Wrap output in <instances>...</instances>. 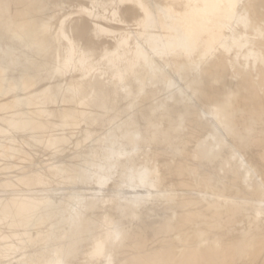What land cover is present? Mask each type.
Returning a JSON list of instances; mask_svg holds the SVG:
<instances>
[{
	"label": "bare ground",
	"instance_id": "obj_1",
	"mask_svg": "<svg viewBox=\"0 0 264 264\" xmlns=\"http://www.w3.org/2000/svg\"><path fill=\"white\" fill-rule=\"evenodd\" d=\"M43 1L0 0V264H264V114L254 115L264 111L263 92L255 94L264 86V23L249 6L257 0H92L83 10L78 0V16L52 36L48 21L62 1ZM94 62L104 69L88 77ZM227 68L246 78L221 100ZM253 69L262 76L245 81ZM154 85L167 93L150 111L163 112L146 120L145 105L161 95ZM176 114L164 150L163 120ZM191 114L208 116L194 172L170 162L184 155ZM248 115L259 122L253 143L244 138ZM169 162L175 185L205 188L201 200L177 199ZM32 186L40 187L25 195ZM18 189L25 194L14 196ZM155 210L163 211L158 227L137 223ZM227 212L249 225L235 229ZM176 214L184 223L229 217L219 222L235 232L208 220L202 227L216 230L193 236L189 223L172 222Z\"/></svg>",
	"mask_w": 264,
	"mask_h": 264
},
{
	"label": "rangeland",
	"instance_id": "obj_2",
	"mask_svg": "<svg viewBox=\"0 0 264 264\" xmlns=\"http://www.w3.org/2000/svg\"><path fill=\"white\" fill-rule=\"evenodd\" d=\"M60 1H62V5L64 6V7H62V5H58V8H59V9L61 8L60 10H59L58 8L56 9V7H54L56 11L53 10L54 8H46V9H43V10L45 11V13L47 14V18H46L47 20L49 19V17H48L49 15H48V14H50L51 19H53V17L55 16V17H54V20H55V21H54V20L51 21V22L48 21L52 27L49 25L48 22H46V23H48V27H47L48 33H49L50 30L53 32V33H51V36H52V34H55V33H56V29H57V28H54V27H58V24L60 23L61 20H62V21L67 20V22H68V21H72V20H73V19H72V20H68V19H71L72 17L74 18V16H75V17L78 16V14L76 15V14L73 12V10L77 13L78 10L76 11V8H77V9L80 8V10H81V4H82V10H83V7H84V6L87 7V9L92 8V6H93V4L91 3L92 0H89V1H88V0H81V4H80V2H78V0H64V1H63V0H60ZM60 1H57V0H56L57 4H58V2L61 4ZM65 1H67V2L69 1L70 4H69V2H68L69 5L67 6V2H66V4H65ZM79 1H80V0H79ZM246 1L250 4V3H252L254 0H246ZM262 1H263V2H262ZM46 2L49 3V0H44L43 3H42V5L44 4L45 7H47ZM74 2H75V3L78 2L80 5L77 4V3L74 4ZM89 2H90V3H89ZM257 2H258L259 4H258ZM83 3H84V4H83ZM248 3H247V4H248ZM64 4H65V5H64ZM249 4H248V5H249ZM256 4H258V6H257ZM89 5H90V6H89ZM44 6H43V7H44ZM70 6H71V7H70ZM76 6H77V7H76ZM249 6H251V8H252L253 6H255L253 9L250 10V11L254 10V11H253V12H254L253 14H254V16H255L256 12H257V14H258V13L260 14L261 12L264 11V8H262V7H264V0H261V1H260V0H257V1H255L254 3H252V5H249ZM68 7H70V8H68ZM255 8H256L258 11H255V10H256ZM260 8H261V9H260ZM47 9H48V10H47ZM65 9H66V12H65ZM87 9H86V11H87ZM249 9H250V8H249ZM262 9H263V10H262ZM50 10H51V11H50ZM52 10L54 11L53 14L55 13V15L52 14ZM72 12H73V13H72ZM56 13H57V14H56ZM68 13H69V14H68ZM251 13H252V12H251ZM110 14H111V11H110V10L106 11V12L104 13V18H103V20H104V21H110V18H109ZM253 14H252V16H253ZM257 14H256L255 18H254V16H253V19L258 21L259 18H260V20H259L260 22H259V23H260V24H262L261 22L264 23V17H263L264 12L261 13L260 15H259V14L257 15ZM262 14H263V15H262ZM52 15H53V17H52ZM67 15H69V16H67ZM73 15H74V16H73ZM105 15H106V16H105ZM107 15H108V16H107ZM57 16H58V17H57ZM60 16H61V17H60ZM64 16H65V17H64ZM105 17H106V19H105ZM55 18H56L57 20H56ZM63 18H64V19H63ZM65 18H66V19H65ZM46 19H45V21H47ZM51 19H50V20H51ZM107 19H108V20H107ZM43 20H44V19H43ZM45 21H44V22H45ZM56 21H57V22H56ZM62 21H61V22H62ZM52 22H54V23H52ZM55 22H56L57 25L55 24ZM67 22L65 21L66 24H67ZM69 23H70V22H68V24H69ZM53 24H54L55 26H54ZM68 24H67V25H68ZM53 28H54V29H53ZM134 28H136V27L133 26V25H128V26L125 25V31H126V32H130V30H132V29H134ZM68 29H69V28H68V26H67V27H66V30L68 31ZM69 31H70V33H69V32H68V33L71 34V30H69ZM49 34H50V33H49ZM55 36H56V35H55ZM53 37H54V36H53ZM56 50H57V49H56ZM56 50H55V48H54L53 51H52V55H53V57H54V53H55V57H54V58H57L56 56L59 54V51L56 52ZM54 51H55V52H54ZM53 52H54V53H53ZM57 53H58V54H57ZM59 57H60V54H59ZM59 57H58V58H59ZM59 59H60V58H59ZM59 59H58V60H59ZM54 60H57V59H54ZM94 66H95L96 68L101 69V70H100V71H98L99 69L96 70V68H95ZM101 66H103V65H100V66H99V65H96V62H94V63H93V67H92V68H94V69H92V70H91L92 72H90V73H93V74L95 73V74H94L95 76H93V74H90V73H89V74H88V77H91V76H92L93 78H95V77H97L98 75H101L100 72L102 71V68H103V67L101 68ZM103 69H104V68H103ZM165 69H167V70H165V72H170V70H171L172 68L166 67ZM228 69H229V70H228ZM93 70H94V71H93ZM227 70H228V71H226V74H227L228 76L226 75V76H227L226 79L230 82V85L226 86V87L223 89L222 92H223V95H224L225 97L221 94V100H225V99H227L228 97H226V95L229 96V98H230V94H231V93H232V94H231V98H233V97H234L233 95L236 94V91H235L234 85H235L236 83H238L239 80H241V79L243 78V75H237L236 73H234V68H227ZM231 71H232V72H231ZM97 72H98V74H96ZM251 74H252L253 77L247 75V79H246L245 81H247L249 78H254V80H255V79H258V77L262 76V75H260L259 73H257V70H256V69H253V70L251 71ZM251 74H250V75H251ZM257 74H258V75H257ZM107 76H108V75H102V77H101L102 81H104V80L107 81ZM240 76H242V77H240ZM237 77H238V78H237ZM248 77H249V78H248ZM263 77H264V76H263ZM231 78H232L233 80H232ZM235 78H236V79H235ZM244 78H246V77H244ZM244 78L242 79V81H244ZM261 78H262V77H261ZM103 79H104V80H103ZM250 80H251V79H250ZM258 80H259V79H258ZM260 80H261V79H260ZM236 81H237V82H236ZM256 82H257V80H256ZM258 82H259V81H258ZM258 82H257V83H258ZM261 82H262V80H261ZM259 84H264V82L259 83ZM159 85H162V84H159ZM159 85H156V86L154 85L153 88H154V89H157V91H158L159 94L161 93V95L159 96L160 99L158 98L156 101H152V102H154L153 104H152V102H151V103H149L148 105H145V107H144V114H146L144 117H145L146 120H152V119H155V118H157V117L159 116V114L161 115L162 112H163V110H162L163 107L158 108L156 111H152V113H151V111H150L154 106H157L158 104H160V102L162 101L163 98L165 99V96H166V95H164V94L167 93V92H166L165 90L163 91V89L160 90L161 88H163V87H162L163 85H162V86H159ZM158 86H159V87H158ZM232 87H233V88H232ZM263 87H264V86H262V91H261V88H259L260 90H257V89H256V90L259 91V92H257V91L255 90V91H256L255 94H256V93H259L260 96H261V93L263 92V93H262V96H263V95H264ZM158 88H160V89H158ZM225 89H226V90H225ZM229 90H230V92H229ZM231 91H232V92H231ZM162 92H164V93L162 94ZM225 94H226V95H225ZM255 94H254V95H255ZM259 94H257L258 97H259ZM142 95H143L142 92H141V94H138V95H137V97H138L139 99L137 98L136 101H135V103H139V102H140V100H141V98H142ZM162 95H163L164 97H162ZM235 96H236V95H235ZM223 97H224V98H223ZM161 98H162V99H161ZM222 98H223V99H222ZM164 99H163V100H164ZM150 104H151V106H150ZM149 106H150V107H149ZM255 110H256V113H255L254 115H256V116H257V114H259V113H260L259 116H260V115L262 116V115L264 114V111H262L263 113H261V110H260V109H258V110H260V111H258L257 109H255ZM263 110H264V108H263ZM258 112H259V113H258ZM148 113H149V114H148ZM192 114H194V113H192ZM192 114L189 116V118H188L189 120H190L192 117H194V116L197 117V115H193V116H192ZM156 115H157V116H156ZM249 115H251V113H250ZM249 115H248V118L246 117V118H247V119H246V123H247V121H248L249 119L254 118V116H252V115H251L252 117L249 118ZM176 116H177V114H176ZM176 116H175V117L172 116L171 118H168L167 120H166V119L163 120L162 128H163V130H167V129H168V130H167V134H169L168 136H167V134H166V138H165V140H163L162 142H160V145H161V147H162L164 150L167 149V145H168L167 143H169L170 140H171V132H169L170 130H169L168 125H169V124L171 125V124H172L171 122L177 120L178 116H177V117H176ZM256 116H255V119H257ZM261 116H260V118L262 119ZM190 117H191V118H190ZM205 117L207 118L208 116H207L206 114H205V115L203 114L201 117H197V119L194 120V122H195L194 124H192V123H193V120L191 119V120H192V123H191V124L194 125V126H192V128L194 127V128L192 129L193 134H192V132H191L190 134H191L192 136L189 134V135H188V136H189L188 138H187V136L185 137L184 140H185V141L187 140V142L184 141V142L186 143V144H184L186 148H185V147H184V148L181 147V148L184 150V155H181V156L176 157V158L174 157V159H170V162H172V164H173V163L175 164V161H174V160L176 159V161H178V162H180V161L183 162V163L185 162V163H184L185 167L188 168L191 172H194V171H192V170H194V168H195V171H196V167H197V166H195V165H196V163H197V161H196V160H197V158H196L197 156H196V154H195V152H194V148H195L194 146H195V144L197 143V141H199V140H200V139L206 134V130H207V128H206L205 124H202L203 121L205 120ZM257 117H258V116H257ZM193 119H194V118H193ZM255 119H251V120H249V121H248V124H249V125H247L248 127H246V128H245L246 123L242 124V125H244V126H243L244 129H247V128H248L247 130H244L242 126H238V127H242V128H237V127H236V133H237V129H238V130L240 129L238 133H240L241 130H242V131L244 130V131H245L244 134L247 135L246 137H245V135H244V138H245V139L247 138V139H249V140H251L250 138H253V140L251 141L252 143L254 142V139H255V138L253 137V136H254L253 134H254L256 131L259 130L258 128H262V127H264V126H263L264 124H263V125L261 124V123H264V122H263L264 120H262V121L260 120V125H261V127L259 126L258 128H256V125H257V123H259V122H256ZM263 119H264V115H263ZM168 120H170V121L168 122ZM189 120H188V121H189ZM191 120H190V122H191ZM252 120H254V121H252ZM250 121H251V122H250ZM258 121H259V118H258ZM165 122H166V123H165ZM190 122L188 123V122L186 121V123H185V125H184V126H185V133H187L186 130L188 131V130L190 129V128H189V129H186V124L188 123L187 125L189 126V125H190ZM249 122H250V123H249ZM167 123H168V124H167ZM252 123H253V124H252ZM165 124H166V125H165ZM196 124H197V126H196ZM201 124H202V125H201ZM170 125H169V126H170ZM251 125H252V126H251ZM258 125H259V124H258ZM188 126H187V127H188ZM250 126H251V127H250ZM253 126H255L254 129H255L256 131L252 128ZM165 127H166V128H165ZM249 127H250V128H249ZM164 128H165V129H164ZM204 128H205V129H204ZM195 129H196L197 131H196ZM249 129L252 130V131H250ZM257 129H258V130H257ZM262 129H263V128H262ZM203 130H204V131H203ZM248 130H249V132H248ZM260 130H261V129H260ZM260 130H259V133H260V134L262 133V134H261L259 137H261V136L264 137V130H261V132H260ZM202 131H203V132H202ZM242 131H241V132H242ZM253 131H254V133H253ZM247 132H248V134H247ZM200 133H201V134H200ZM242 133H243V132H242ZM242 133H241V134H237V137H241V136L243 137ZM251 133H253V134H251ZM194 134H195V135H194ZM239 135H240V136H239ZM248 135H250L249 138H248ZM251 135H252V137H251ZM169 136H170V137H169ZM197 136H198V138H197ZM199 137H200V138H199ZM263 137H262V138H263ZM192 138H193V140H192ZM194 139H195V140H194ZM260 139H261V138H260ZM167 140H168V141H167ZM191 140H192V141H191ZM257 141H259V140H257ZM163 142H165V143H163ZM260 142H261V140H260ZM161 143H162L163 145H165V146H163ZM191 144H192V145H191ZM254 144H255V143H254ZM184 145H182V146H184ZM188 146H190V147H188ZM164 147H166V148H164ZM187 147H188V148H187ZM256 147H257V148H260V147L257 146V145H256ZM191 148H192V149H191ZM185 149L188 150V151H185ZM260 149H261V148H260ZM261 150L263 151L264 148H262ZM258 151H259V149H258ZM166 152H167V151H166ZM259 152H260L261 155L263 156L264 152H261V151H259ZM262 153H263V154H262ZM185 154H187V155H185ZM191 155H192V156H191ZM187 156H188V157L190 156L189 159H188V162H187V158H188ZM263 157H264V156H263ZM177 158H179L180 160L177 159ZM193 158H194V159H193ZM163 160H164V159H163ZM172 160H173L174 162H173ZM189 160H190V161L192 160L191 163H189ZM160 161H162V160H160ZM170 162H169V166H170V167H169L168 165H165V169H166V177H167V175H170V176L172 177V175H173L172 173H174L173 171L171 172L172 164H171ZM194 162H195V163H194ZM159 163H160V164H159ZM188 163H189V165H188ZM157 164L161 165L162 162H158ZM170 164H171V165H170ZM187 165H188V166H187ZM194 166H195V167H194ZM166 167H167V168H166ZM163 168H164V167H163ZM169 168H170V169H169ZM169 170H170V171H169ZM167 171L169 172V174H167ZM164 174H165V173H164ZM171 174H172V175H171ZM194 174H195V173H194ZM194 174H193V176H192V175H189L188 177H191V178H189V180H191L190 183L192 182V180L196 179V180L193 181V182H195V183L192 182L193 184H196V183L201 179V178H199V177H201V175H198L197 177H196V176L194 177ZM175 175H176V174H174L172 178H171L170 176H168L167 179L170 180L169 178H171V180H172L171 182H169V186H170V184H174V185H175V182L173 181V180H175V177H174ZM198 179H199V180H198ZM190 185H192V184H190ZM200 185H201V184H200ZM200 185H199V188H198V189H197V187H196V186H198V185H192L193 188L195 187V188L193 189V192H192V189H191L192 187H189V186H188V187H186V188H184V187L181 188L180 186L175 185V186L173 187V191L175 192V196H177V197L180 196V195H181L182 197L185 196V195H187V196H185V197L192 198V196H193L192 199H195V200H201L202 195H203L204 192L200 193L199 190H200V191H205V188L202 187V186H200ZM202 185H203V184H202ZM171 186H172V185H171ZM39 187H40V186H34V187L32 186V187H29V189L27 188V189L29 190V192H26V194H25V192H24V189H23V190H22V189H21V190L18 189V191H17V192H14L13 195H14V196H21V193H22V194H25V195H30V192H31V195H35V194H33V193H35V192H36L35 190L38 189ZM179 187H180V188H179ZM201 187L204 188V190L200 189ZM178 188H179V189H178ZM33 189H34V190H33ZM182 189H184V190H182ZM186 189H188V190L186 191ZM180 190H181V191H180ZM189 190H190V191H189ZM15 191H16V190H15ZM25 191H26V190H25ZM184 191H185V192H184ZM197 191H198L201 195L198 194ZM206 191H207V188H206ZM32 192H33V193H32ZM38 192H39V190L37 191V193H38ZM37 193H36V194H37ZM183 193H184V194H183ZM189 193H190V194H189ZM3 194H4V193H1V191H0V195L3 196ZM188 194H189V195H188ZM190 195H191V197H190ZM195 195H197V196H195ZM182 197H178L177 199H179V198L181 199ZM194 197H195V198H194ZM196 197H197V198H196ZM103 212H104V211H103ZM151 212H153V213H151ZM158 212H159V213H158ZM161 213H163V211L161 212V210L149 211L147 214H145V215L143 216V217H144L143 220H145V221H143V220H142V217H140L141 220L138 219L137 223H140V222L142 221V222H146L147 224L149 223V225H153V227H158V226H154V225H156V223L159 225V223L161 222V221H160V219L162 218V214H161ZM167 213H168V211H167ZM148 214H149V215H148ZM151 214H152V215H151ZM154 214H155V215H154ZM147 215H148L149 217H148ZM176 215H177V214H176ZM176 215L174 216V219L172 218V222H173V223L175 222L176 219H181L180 216H178V215L176 216ZM226 215H227V216H231L232 214H231V215H228V212H227ZM233 215H236V214L233 213ZM233 215H232V217H231V218H232V225H234V224L236 223V226L234 225V226H235V229L241 228V226H242L241 224H243V223H240V222H239L240 225L238 224V225H239V227H238L237 223H238V221H239L240 219L237 220V217H240V218H241V217H242V214H241V216H240L239 214H237V215H236L237 217H236V216L234 217ZM238 215H239V216H238ZM150 216H151V218H150ZM178 217H180V218H178ZM192 217L194 218L195 216H192ZM192 217H191V218H192ZM222 217H226V216L223 215ZM222 217H221V218H222ZM233 217H234V219H233ZM244 217H245V214H244L243 218H244ZM146 218H147V219H146ZM152 218H153V219H152ZM175 218H176V219H175ZM193 218H192V219H190V218L188 219V220H191V222H193V223H191V222L189 223V221H186V222H185V223H187V224H186L187 226H188V223H189V226H191V227L193 228V229H191V227L189 228V226H188V228L190 229V231L188 230V232H189L190 235L193 234V236H194V233H191V232L196 231L195 234H197V231H198V233H200L201 230L199 231V229H203V230H204V228H208V227H209V226H208V227H202V226H206V224L208 225V223H207L206 221H208V220H212V219H209V218H208V220H207V217H206V218L202 217V219H201V218L199 219V218L196 217L198 220H197L196 218H195V220H194ZM221 218H219V219H221ZM226 218H227V217H226ZM228 218H229V217H228ZM228 218H227V219H224V220H223V218H222L221 220H218V219H217V222H219V221H221V222L223 221V222H224V221L227 220L225 223H228L229 221H231V219L229 220ZM235 218H236V219H235ZM245 218H246L248 221H247ZM245 218H244L245 220L242 219V222H244V224H245V226H242V228H245L246 226L249 225V224H247L246 222L250 223V220H249L247 217H245ZM150 219L153 220V221H151ZM203 219H204V220H203ZM205 219H206V220H205ZM161 220H162V219H161ZM192 220H193V221H192ZM199 220H201V221L199 222ZM228 220H229V221H228ZM235 220H236V222L234 223L233 221H235ZM139 221H140V222H139ZM149 221H150V222H149ZM159 221H160V222H159ZM194 221H195V222H194ZM202 221H203V223H204V221H205V224H204V225H203V224H202V225H198V224H201ZM212 221L214 222L215 220H212ZM142 222H141V223H142ZM151 222H152V224H151ZM153 222H154V223H153ZM158 222H159V223H158ZM176 222H177V223H176ZM176 222H175L176 224L174 223L175 225H179V224L182 225V223H184V222H182V221H180V220H179V221L176 220ZM180 222H181V223H180ZM197 222H199V223H197ZM208 222H209V221H208ZM213 222H210L209 225H210L211 223H213ZM217 222H216V223H217ZM185 223H184V224H185ZM196 223H197V224H196ZM214 223H215V222H214ZM216 223H215V224H216ZM184 224H183V225H184ZM192 224H193V225H192ZM195 224H196V225H195ZM223 224H224V223H223ZM228 224H231V222H229ZM228 224H224L223 227H224L225 225H228ZM244 224H243V225H244ZM186 225H184V227H185ZM213 225H214V224H212V225H210V226H211V228H212L213 231H214V230H216V229L213 228ZM218 225H220L219 227H220L221 229H223V227H221V226H222V223H220V222L217 223L216 227H218ZM198 226H199V227H198ZM228 226H229V225H228ZM230 226H231V225H230ZM234 226H232L231 229H227L226 226H225L224 228H225V230L227 229V231H230V232L232 233V232H235V229L233 230ZM184 227H183V229H184ZM200 227H201V228H200ZM214 227H215V225H214ZM185 228H186V227H185ZM196 228H197V230H196ZM209 228H210V227H209ZM211 228H210V229H211ZM228 228H229V227H228ZM242 228H241V229H242ZM194 229H195V230H194ZM210 229H207V232H205V230H204V233H206L205 235H207V234L209 235V234L211 233V230H210ZM241 229H240V230H241ZM184 230H185V229H184ZM186 230H187V229H186ZM186 230L184 231V233L186 232ZM192 230H193V231H192ZM203 230H202V232H203ZM209 230H210V233H209ZM232 230H233V231H232ZM238 230H239V229H238ZM236 231H237V230H236ZM182 233H183V232H182ZM204 233H203V234H204ZM186 234H187V233H185V235H186ZM189 234H188V236L191 237ZM177 235H178V236H177ZM177 235H176V236H177L178 239H181L182 236H184V237H188L187 235L185 236L184 234H181L182 236H181V238H180V234H177ZM193 236H192L191 238H193ZM189 237H188V239H189ZM204 237H205V236H204ZM177 238H176V239H177ZM191 238H190V239H191ZM182 239H183V238H182ZM182 239H181V240H182ZM204 243H207V242L204 241ZM263 249H264V248H263ZM263 249H262V250H263ZM261 252L263 253V251H261ZM262 253H261V254H262ZM259 256H261V255H259ZM262 257L264 258V254H262L261 258H260V257H258V258H260L261 260H263ZM249 258H250V257H249ZM249 258H247V259H249ZM257 261H259V259H258ZM262 262H263V261H259V262L256 263V264H262Z\"/></svg>",
	"mask_w": 264,
	"mask_h": 264
}]
</instances>
